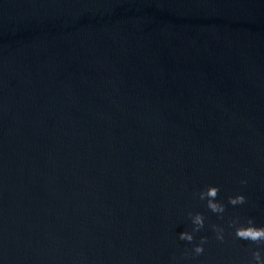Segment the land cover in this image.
I'll use <instances>...</instances> for the list:
<instances>
[{"label":"water","instance_id":"1","mask_svg":"<svg viewBox=\"0 0 264 264\" xmlns=\"http://www.w3.org/2000/svg\"><path fill=\"white\" fill-rule=\"evenodd\" d=\"M249 219L264 0H0V264H256Z\"/></svg>","mask_w":264,"mask_h":264},{"label":"clouds","instance_id":"2","mask_svg":"<svg viewBox=\"0 0 264 264\" xmlns=\"http://www.w3.org/2000/svg\"><path fill=\"white\" fill-rule=\"evenodd\" d=\"M241 183H246V181H241ZM218 195V188L216 186H207L206 189L202 190L199 193V197L201 200L206 199V205L208 209H210L214 213H223L224 205L216 200ZM228 202L235 206L237 204H243L245 202V197L241 194H237L235 196H229ZM191 220L194 225L193 231H197L204 225V218L200 213L191 214ZM230 223L236 224L235 227V235L236 237L242 240H248L252 242H264V226L257 227L254 225L251 219L247 220L245 223H238L237 221H231ZM215 227V226H214ZM220 231L217 230L218 238L222 239L220 236ZM179 238L181 240L191 242L193 240V235L184 231L179 234ZM204 242V238H201V243L194 246V252L196 254L203 252L202 244ZM253 257L256 264H264V261L261 260L259 252H253ZM248 264H252V261H249Z\"/></svg>","mask_w":264,"mask_h":264}]
</instances>
